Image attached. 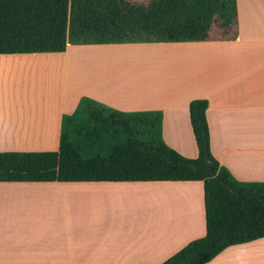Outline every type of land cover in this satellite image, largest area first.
Returning <instances> with one entry per match:
<instances>
[{
	"label": "crops",
	"instance_id": "0c3cea01",
	"mask_svg": "<svg viewBox=\"0 0 264 264\" xmlns=\"http://www.w3.org/2000/svg\"><path fill=\"white\" fill-rule=\"evenodd\" d=\"M87 49L99 56L80 66ZM150 56L168 63L152 73L140 63ZM33 61L47 62L51 77L20 97L0 88V151L57 150L62 115L88 96L122 111H162L164 141L196 157L189 102L203 98L213 156L238 180L264 181V0H236L228 33L216 18L200 41L0 53V82L8 75L16 93L22 73L33 74L20 63ZM144 70L178 85L146 93L135 77ZM205 232L201 180L0 181V264H160ZM204 264H264V237Z\"/></svg>",
	"mask_w": 264,
	"mask_h": 264
},
{
	"label": "trees",
	"instance_id": "16d2710c",
	"mask_svg": "<svg viewBox=\"0 0 264 264\" xmlns=\"http://www.w3.org/2000/svg\"><path fill=\"white\" fill-rule=\"evenodd\" d=\"M236 0H0V53L62 52L71 44L200 41L223 34ZM208 102H189L198 154L161 132L162 111H122L81 96L61 117L55 151H0V181L201 180L205 235L160 264H204L230 245L264 237V181H241L213 156Z\"/></svg>",
	"mask_w": 264,
	"mask_h": 264
},
{
	"label": "rangeland",
	"instance_id": "374dc122",
	"mask_svg": "<svg viewBox=\"0 0 264 264\" xmlns=\"http://www.w3.org/2000/svg\"><path fill=\"white\" fill-rule=\"evenodd\" d=\"M132 1V0H131ZM134 1V0H133ZM147 1V0H144ZM142 1V2H144ZM146 43H172V42H146ZM100 46V45H99ZM99 46H95V47H99ZM143 48H151L150 47H143ZM156 48V47H153ZM152 48V49H153ZM140 49V48H139ZM158 50H162L163 49H159L156 48ZM90 49L85 50L83 53H80L76 58H77V62L80 66H88L89 62H91V60H94L95 57L99 56L98 53L95 52H91L89 51ZM158 55V54H157ZM155 56H150L147 59H140V63L143 65H147L148 68L150 66L153 65V68H151L150 70L152 71V73H154L155 69H157L158 65H165L168 63V60H158L154 58ZM145 63V64H144ZM21 65H25L28 66L31 69V71L33 72V74H26L24 71V73H22V77L18 78V81L16 82V88H17V92L15 93L13 90V81L8 79V75H7V79L5 77H2L3 80L0 82V88L6 92L7 94H9V97H13V95L18 94V97L23 95H26L27 89L30 88V86H37L38 87L44 82L49 81L51 75H49L48 72H50L48 69V65L47 62L42 61V62H38V61H33V62H21ZM58 64V63H57ZM56 63L54 64L55 67L54 68H61V66H58ZM57 65V67H56ZM61 65V64H59ZM73 67H69L70 72H72ZM58 70V69H57ZM146 75H142V76H135L136 78L139 77L137 80L139 82V84L145 87L146 89V93H162L163 92V88H172V87H176L179 82L178 78H174L175 76H172L173 79H170L169 76H153L152 74H150L149 72H147V70H144ZM20 75V72L17 74ZM7 80V81H6Z\"/></svg>",
	"mask_w": 264,
	"mask_h": 264
}]
</instances>
